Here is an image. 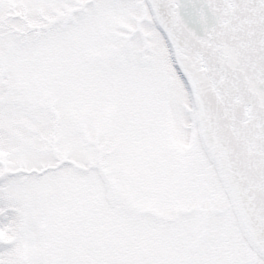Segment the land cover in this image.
Returning <instances> with one entry per match:
<instances>
[{"label":"snow or ice","instance_id":"snow-or-ice-1","mask_svg":"<svg viewBox=\"0 0 264 264\" xmlns=\"http://www.w3.org/2000/svg\"><path fill=\"white\" fill-rule=\"evenodd\" d=\"M0 264H264V0H0Z\"/></svg>","mask_w":264,"mask_h":264}]
</instances>
